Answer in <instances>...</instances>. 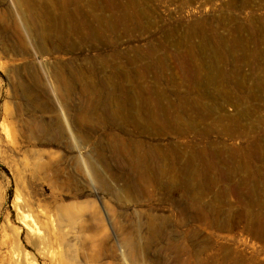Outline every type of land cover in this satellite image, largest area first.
<instances>
[{
  "label": "rangeland",
  "instance_id": "obj_1",
  "mask_svg": "<svg viewBox=\"0 0 264 264\" xmlns=\"http://www.w3.org/2000/svg\"><path fill=\"white\" fill-rule=\"evenodd\" d=\"M51 1L0 0V264H264V0H147L149 25L137 31L128 25L122 38H107V48L84 43L73 52L55 51L39 36L38 19L47 23ZM87 1L83 23L97 27L89 21L94 16L116 13ZM214 34L232 48L230 73L207 68L225 62L212 55ZM111 41L121 42L124 58L112 57ZM164 42L172 43L165 74L186 79L159 84L155 69L149 88H177L194 111L202 106L203 117L187 116L202 122L197 132L160 141L127 123L119 128L112 117L118 102L106 96L111 86L87 82L113 81L109 70L98 72L105 60L97 49L110 64L136 60L142 67L155 61L149 47L161 56ZM192 46L198 65L207 64L206 75L234 86L204 81L192 88ZM138 141L180 147L182 164L193 165L197 175L203 171L205 181L142 179L146 149L133 148ZM23 212L36 225L32 233L20 223Z\"/></svg>",
  "mask_w": 264,
  "mask_h": 264
},
{
  "label": "bare ground",
  "instance_id": "obj_2",
  "mask_svg": "<svg viewBox=\"0 0 264 264\" xmlns=\"http://www.w3.org/2000/svg\"><path fill=\"white\" fill-rule=\"evenodd\" d=\"M183 1H185V0H183ZM51 2H52V8L48 9V7H47V9L45 11L46 18L45 17L44 18L47 20V23H45L44 21L42 22V20H40V17H39L37 27L40 30L39 36L42 37L43 39H48L49 41H51L52 45L54 46L55 51L60 50V51H66V52L67 51L73 52V51L79 50L81 45L84 43H87V45L88 44H98L101 47H104L103 45H106V48H107V45L111 44L109 41H106L107 38L109 39L110 37H115V39H116V37H119V36L121 37L122 35L127 34L126 32L128 29V27H127L128 25H130L132 27V29H135L137 31V28L139 27V25L141 23L142 24L145 23L146 24L145 26L150 24V17L145 12V8L147 9L148 5H149L147 0H124V1H122V0L121 1L120 0L119 1H116V0H88L87 2L92 9H96V10L100 9L103 13L106 11H111V12L115 11L116 12V13L114 12L115 14L113 16H106V15H102L100 17H98V16L93 17L92 16L93 18L89 21L93 20V22H96L98 24L97 27L92 25L91 23H83L82 22V20L87 19L84 11L81 9V4L84 2V0H52ZM187 2H186V4H187ZM247 4H246V6H247ZM49 5H50V3H49ZM72 7H73V10L71 9ZM38 8H40V7H38ZM239 8H240V6H239ZM54 12L55 13L58 12L59 15L56 16L54 14ZM42 15H44V14H42ZM38 16H40V15H38ZM42 18L43 17H41V19ZM35 19H37V18H35ZM235 25L232 27L234 28ZM143 26H144V24H143ZM238 26H240V25H238ZM140 28H142V27H140ZM166 28H168V27H166ZM154 29H157V28L154 27ZM250 29L252 30V28L249 27V30ZM237 30L235 32H237ZM253 31H254V29H253ZM259 32H260V30H259ZM134 35H135V33H134ZM195 35H197V34H195ZM198 35L206 36L204 30L199 31ZM164 36H166L165 33H164ZM222 36L218 37L217 34L214 36V38H215L214 40H215V43L217 45V48H216V50L215 49L212 50V55L216 56L215 53L216 54L217 53L222 54L225 57V62L222 63L221 66L219 65V63H215V62L209 66L207 64L206 65H207V68L211 67L214 69L216 68L217 70H219L220 68L222 70L228 69L227 71H228V73H230L231 67H232V62H231V58H232L231 53L232 52L230 50L232 48H230V50H229L228 45H227V39L222 38ZM169 37H171V36H169ZM249 39H250V37H249ZM111 42H113V41H111ZM120 43L118 41H115L112 43V45H113L112 46V57H114V58H119V59L124 58L125 54L122 53L121 51H119V49H118ZM229 43H231V42L229 41ZM167 44L169 46L172 43L168 42ZM167 44L165 42L161 44L163 46V49H162L163 54H161V56H157V53L160 50H156V48H154V46L149 47L150 50H149L148 56H151L152 60L154 58L155 61H152V63L149 62L145 65H142V67H138V65L134 62L136 60H134V61L130 60V61L126 62L125 65L124 64L122 65V64L116 63V62L110 64L108 61H106L107 55L105 53V50L104 49H101V50L97 49L98 52H100V53H98V57H100V58L102 57V59L105 60L104 61L105 63L100 62L98 64V65H100V66H97L99 69L98 72L99 73L104 72V74H105V72L107 70H109L112 73L111 78L113 79V81L112 80H111L112 82H109V81L108 82L92 81V83L87 82V83H89L87 85L88 87H92L93 85L98 86V87H108V85L111 86L110 88L112 90L110 89L111 92L107 93L106 96H107V99H109L111 102L112 101L118 102L117 110L114 111V109H113L114 112L112 111L113 112L112 117H113V120H115V122L119 128L122 129L124 127V126L122 127V125L127 123V124H130L134 128L133 130H135L137 132V134L139 133L142 135H147L148 137H156L160 141L164 137L169 136L171 134H182V133H185L187 131L197 132L198 126L200 125L201 121H198L195 118L188 120L187 116L195 115L196 117L198 116L199 118L203 117V115L200 114V112L202 111V106L196 105L195 111H194L193 105L189 101V98L182 96L183 95V94H181L182 92H180L177 88H175V89L170 88L169 90L167 89V90L155 91L152 88H149V86H148V83H150L149 82L150 80L148 81V79L149 78L151 79V75L153 74V71L155 69H157L158 72H157V75L155 77L156 79H154V81L156 83H159V84L160 83H166V84L182 83V80L186 79V78H184L185 76L183 78L177 79V78H175L176 76L174 77L173 75L165 74L167 69H169L168 68L169 65L167 63V58H168V55H171L170 54L171 51L168 49L169 47L166 48ZM176 44L181 45V43H176ZM204 45H206V44H204ZM207 45H208V43H207ZM199 49H201V48H199ZM140 50H141V48H140ZM201 50H203V49H201ZM236 50H237V48H236ZM197 51H198V48L196 46H192V52H191L192 57L190 59V69H191V72L193 75L192 82H190L192 88L194 86H199L204 81H206L207 83H209V82L217 83L220 86L226 85V84H228L230 87L234 86V84H232L231 80H229V79H224L222 77H216V79H215V78H210L208 75H206L205 72H203L204 69L206 68V65H204L201 62V60H198V61H200L199 65H198L196 57L193 56L194 53ZM139 52L143 53L141 51H139ZM174 52L177 54V56H179L181 54L180 49H176ZM107 53H109V52H107ZM134 53L137 54L136 51H134ZM144 55H145V53H144ZM95 58L96 57H94L93 60H95ZM232 60H234V58ZM141 63H142V61H141ZM95 67L96 66H93V70L96 69ZM91 70H92V68H91ZM92 72L93 71H91V73ZM92 74H95V73H92ZM92 76H94V75H92ZM216 76H218V75H216ZM94 77H93V79H94ZM144 83H147V85H145ZM151 83H153V82H151ZM141 85H145V86H141ZM178 85H180V84H178ZM94 89H95V87H94ZM96 89H97V87H96ZM192 90L195 91L194 89H192ZM188 92L191 93V90H189ZM188 95H190V94H188ZM96 98H97L96 100H100V96H96ZM196 99H200V97L198 98V96H197ZM140 101H146L149 103L152 102V104L151 105H139V104H137V102L139 103ZM191 110H193L194 112H192ZM108 115H110V114H108ZM111 121H112V119H111ZM114 126H115V123H114ZM143 138L145 139V137H143ZM137 143L133 146V148L134 147L135 148L140 147L143 150L146 149V151L144 153L145 156L139 165L140 169L145 168L144 171L140 170L143 173L142 179L147 180V181H153V183L154 182L161 183L162 181L164 182V180H170V181H174V182H179L180 184H182V181H185V182L193 181L194 183H202L203 181H205V177H203L204 175L201 174L203 171L199 175H197L193 165L182 164V154H181L182 151L180 152V149H179L180 147H178V148L177 147H168L164 150L162 145H151L149 143L146 144L142 141H140L138 145H137ZM125 148H126V145H125ZM133 148L131 147L130 149L129 148H126V149L131 152L133 150ZM136 151H138V150H136ZM197 155H199V154H197ZM210 156L213 158V161H214V159L216 158L215 154L211 153ZM205 158H204V161H205ZM207 164H208V162H207ZM212 165H214V163H212ZM145 170L150 171L149 176L147 175ZM224 178L227 179L228 176L225 175ZM211 181L214 182V180H211ZM170 185H172V184H170ZM172 188H174V187L168 186V189H172ZM187 188L188 189H196V188H194V186H190ZM198 189H201V188H198ZM202 191L198 190L197 195L201 194ZM186 193H189L190 195L192 194V193L187 192V191H186ZM20 223H21L22 227L24 229H26L27 231H29L30 233L34 232V230L36 229V225H34L35 223L32 220V218L30 217V215H28L24 212L21 213ZM39 244L40 245L44 244L42 239L39 240ZM17 261H20V264H32L28 259L17 260Z\"/></svg>",
  "mask_w": 264,
  "mask_h": 264
}]
</instances>
